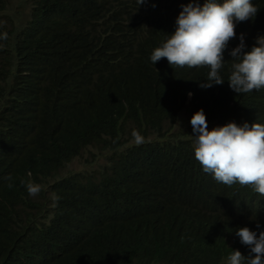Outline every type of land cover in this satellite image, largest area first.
Returning a JSON list of instances; mask_svg holds the SVG:
<instances>
[{
    "label": "trees",
    "instance_id": "trees-1",
    "mask_svg": "<svg viewBox=\"0 0 264 264\" xmlns=\"http://www.w3.org/2000/svg\"><path fill=\"white\" fill-rule=\"evenodd\" d=\"M12 1L0 0V264H227L232 250L247 256L235 231H264V196L217 182L196 160L193 138L174 134L184 107L175 101L186 94L164 83L173 70L164 58L154 65L142 57L150 37L139 22L150 0H27L25 25L8 14ZM251 2L258 12L232 49L241 34L246 50L264 35V0ZM229 53L222 85L202 89L209 68L184 69L191 116L203 109L208 128L264 124V88L231 90ZM134 129L170 138L120 152ZM90 146L114 152L109 166L60 175ZM28 182L39 195L28 194Z\"/></svg>",
    "mask_w": 264,
    "mask_h": 264
},
{
    "label": "clouds",
    "instance_id": "clouds-1",
    "mask_svg": "<svg viewBox=\"0 0 264 264\" xmlns=\"http://www.w3.org/2000/svg\"><path fill=\"white\" fill-rule=\"evenodd\" d=\"M145 2L138 0L139 4ZM149 2L152 7L147 3V14L139 22V26H143L142 31L150 37L142 57L150 56L154 65L164 58L169 65L167 67L173 69L164 80L171 89L184 92L186 98H194L190 79L184 69L192 70L195 67L209 68L207 82L199 84L202 89L222 85L225 80L220 70L225 67V52H230L231 56L227 79L231 90L241 94L264 88V35L256 38L250 50H246L243 34L235 48L232 49L230 45V42L238 40L236 32L250 24L249 20L258 12L251 0H204L202 4L199 0H190L187 4H179L176 0ZM255 33L258 35L256 31H250L249 35ZM0 38L6 39V33ZM141 44H145L142 37ZM190 123L194 133L191 135L194 137V156L205 173L227 186L236 183L251 186L256 193L264 196V124L253 122L250 125L244 122L238 125L229 122L223 126L214 124L209 129L203 109L193 114ZM131 135L136 143L134 145L153 141L146 140V136L144 140L135 129ZM107 166H103L101 171ZM95 171L99 173V170ZM7 179L10 181L11 177ZM8 187L12 188L13 185L9 183ZM26 188L33 197L41 191V186L33 182H28ZM51 198L53 201L60 199L56 194H52ZM257 228H260L258 223ZM235 235L249 249V253L245 256L239 250H232L227 264H245V261L246 264H264V231L257 235L248 227H240Z\"/></svg>",
    "mask_w": 264,
    "mask_h": 264
},
{
    "label": "rangeland",
    "instance_id": "rangeland-1",
    "mask_svg": "<svg viewBox=\"0 0 264 264\" xmlns=\"http://www.w3.org/2000/svg\"><path fill=\"white\" fill-rule=\"evenodd\" d=\"M27 0H13L11 2V6L9 9L8 14L14 18L17 25H22L23 17L29 13V7L26 3ZM149 5L152 7V3L148 2ZM193 104V98L187 97L184 101L178 100L175 104V107L183 106L184 107L177 112V116L175 117L176 123L173 126L172 130L174 131L175 135H186L188 138L189 136L192 137L194 133L192 132V126L190 123L191 120V108ZM217 127V126H213ZM210 129V128H209ZM144 138V137H143ZM146 140H157L155 134H149L146 136ZM170 138V134H168L162 140H166ZM194 138V137H192ZM145 140V138H144ZM135 140L134 138L130 140L123 148L120 149V152H124L129 148L131 145H134ZM114 154L112 150H107L105 152H101L99 147L91 146L87 150L83 151L82 154L76 157L72 162L68 164L61 171L62 176H67L69 174L80 173V172H92L94 170H101L103 166H107L110 163V157Z\"/></svg>",
    "mask_w": 264,
    "mask_h": 264
}]
</instances>
